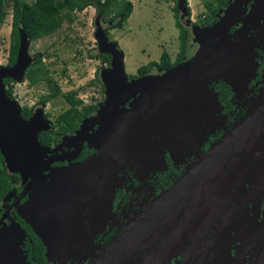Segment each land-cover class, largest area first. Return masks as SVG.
Returning a JSON list of instances; mask_svg holds the SVG:
<instances>
[{
    "label": "water",
    "instance_id": "95a60500",
    "mask_svg": "<svg viewBox=\"0 0 264 264\" xmlns=\"http://www.w3.org/2000/svg\"><path fill=\"white\" fill-rule=\"evenodd\" d=\"M241 1L231 0L213 24L201 26L190 18L187 0H176V11L180 21L189 25L192 39L197 43L196 50L188 58L160 72L130 78L124 70L123 51L116 41L108 39L99 21L100 13H97L94 36L98 51L110 55L109 65L102 67L99 73L105 99L98 104L94 114L81 120L74 133L62 136L54 147L41 143L38 138L41 130L51 127V122L44 116L43 103L24 118L15 98L5 91L3 78L22 80L27 66L36 58L35 54L28 53L30 38L19 28L14 62L0 64V153L6 170L18 173L22 190H31L18 212L48 249L65 241L67 236L92 235L83 228L101 224V217L109 212L121 168L134 170L147 166L158 157L161 159L163 150L170 148L169 143L174 139L169 134L178 132L188 136L202 118L218 110L216 92L209 84L222 79L233 88L236 84L233 77L242 66L244 50L227 32L239 12ZM186 78H190V82H185L190 83V89L183 83ZM186 101L187 109H183ZM179 111L186 112L181 114ZM96 123V128L88 132V128ZM76 135L80 138L73 149L48 156ZM84 139L95 151L80 161H71ZM228 142L226 152L236 146L232 136L222 137L194 166L187 168L151 201L150 212L164 214L163 221L150 218L140 222L133 218L128 228L103 246L87 264L149 262L165 240L161 236L179 226L169 216L182 214L188 207L191 212H197L206 198L209 200L214 195L217 181L228 173L223 170L217 174L221 164L218 160ZM63 159L68 162L52 164V161ZM39 191L45 197L41 202L44 212L41 216L35 213L38 220H33L24 209L40 203ZM203 196L206 198L202 200ZM149 235H156V239H144ZM10 246L8 239H0V264L9 260V254H14Z\"/></svg>",
    "mask_w": 264,
    "mask_h": 264
},
{
    "label": "flooded vegetation",
    "instance_id": "af4514ba",
    "mask_svg": "<svg viewBox=\"0 0 264 264\" xmlns=\"http://www.w3.org/2000/svg\"><path fill=\"white\" fill-rule=\"evenodd\" d=\"M230 2L225 0L213 14H204L201 20L192 21L201 26L211 25ZM187 9L190 14L188 5ZM176 14L179 17V13ZM227 32L244 50L243 68H239L238 83L233 88L222 79L209 84L218 100L216 116L202 118L186 141L178 132L169 134L174 139L169 143L170 148L163 150L161 159L158 157L147 166L134 170L121 168L109 212L101 217V224L83 228L92 235L74 238L77 244L71 250L59 248V245L48 249L31 224L18 212L31 192L30 189L22 190L23 183L19 178V187L14 186L15 189L0 200V239L10 241L14 253L10 255L15 264H87L111 239L126 230L133 218L140 222L150 218L163 221L164 214L150 212L153 207L151 201L187 168L194 166L215 142L228 135L235 139V145L245 140L242 138L251 130V126L245 128L248 122L245 118L250 112L253 115L259 106L264 108V0H242ZM189 47H192V52L187 55ZM196 48L197 43L193 47L186 38L181 60L191 56ZM154 68L155 71L149 73L162 71L156 66ZM99 102L82 99L81 106H96L84 117L94 114ZM30 107L32 112L36 106ZM79 126L80 123L76 129ZM96 126L97 123L92 125L88 132ZM76 129L66 134H72ZM60 140L59 135L57 142L48 145L54 147ZM77 141L67 143L65 140L56 152L48 156L70 151ZM94 151L84 139L71 161H80ZM247 154L231 174L232 182L221 194L209 200L206 198L199 212L169 216L179 226L168 235L161 236L165 240L158 247L156 264H264V128L254 135V139H249ZM67 162L66 159L55 160L52 164ZM86 240L92 242L86 243ZM91 245L95 247L89 252ZM5 264H10L9 260Z\"/></svg>",
    "mask_w": 264,
    "mask_h": 264
},
{
    "label": "rangeland",
    "instance_id": "374dc122",
    "mask_svg": "<svg viewBox=\"0 0 264 264\" xmlns=\"http://www.w3.org/2000/svg\"><path fill=\"white\" fill-rule=\"evenodd\" d=\"M131 2L132 10L123 26L110 28L107 35L108 39L116 41L118 47L123 51L124 70L128 76L136 73L138 66L146 64L150 60H158L164 49L169 52L171 59L179 51V27L175 22V12L177 11L173 7L176 1L131 0ZM187 3L190 18L194 22L201 20L204 14L210 15L202 0H187ZM7 9L8 13L0 24V64H6L10 42L11 16L9 6ZM97 13L99 12L93 6L75 10L70 23L63 22L52 33L30 40L28 53L42 57L63 91L78 89V95L84 101L89 99L99 100L100 104L105 99V92L104 86L102 88L103 84L99 73L102 67L108 65L93 56L98 52V43L94 36L96 29L94 20ZM178 19L180 21V16ZM115 20L116 18L112 20L105 19L101 13L99 15V21L103 26ZM180 22L187 29V42H191L194 47L196 41L192 39L189 26L182 21ZM191 52L192 47H189L186 53L188 55ZM244 69L246 71V66ZM150 71H155L154 66ZM236 76H238V73L233 77L234 83H238ZM11 84L14 98L20 107L24 105L38 106L43 103L44 116L51 123L55 121L56 115L68 106L67 101L60 95L41 101L40 96L49 91L44 83L29 86L26 79L23 78L20 81L11 82ZM213 111H215L213 114L203 119L215 117L217 110ZM59 135L62 138L65 134L59 133ZM181 137L183 141H186L189 135ZM76 237H79V235L65 239L56 246L59 245V248L71 250L77 244L75 241L77 239H74ZM58 240L61 239L58 238ZM85 242L91 243L92 240H86ZM94 247L95 245H91L89 252H92Z\"/></svg>",
    "mask_w": 264,
    "mask_h": 264
},
{
    "label": "trees",
    "instance_id": "16d2710c",
    "mask_svg": "<svg viewBox=\"0 0 264 264\" xmlns=\"http://www.w3.org/2000/svg\"><path fill=\"white\" fill-rule=\"evenodd\" d=\"M176 1V0H175ZM204 7L213 14L225 0H202ZM176 3V2H175ZM8 6L10 9V42L6 64H12L16 57L18 48V30L21 27L30 40L38 39L41 36L48 35L58 29L63 22H71L73 12L86 6H93L101 13L105 19L116 20L104 26L105 33L113 27H122L124 21L132 10L131 0H0V24L4 21ZM176 10V4H174ZM175 22L179 27V51L173 60L167 50H163L158 60H150L146 64L137 67L136 73L130 77L145 75L151 68L156 66L164 70L181 61L183 50L186 46V29L179 21L175 12ZM93 56L99 58L101 62L109 65L110 55L106 52H97ZM24 78L27 85L32 86L38 83H44L49 91L40 96L41 101L52 99L56 96H63L68 106L55 117L51 123V129L41 130L38 133L39 141L43 144H52L59 140V133L72 132L81 119L95 109V105L81 106L82 99L78 95V89H68L63 91L52 76L47 64L42 57L36 55L35 60L29 64L25 70ZM14 80L10 77H4L3 83L6 93L14 97L12 84ZM98 81V80H97ZM102 85V84H101ZM103 88V85H102ZM31 107L24 105L21 107V115L27 118L31 114ZM19 175L17 172H8L5 168L3 156L0 153V200L13 189L19 187Z\"/></svg>",
    "mask_w": 264,
    "mask_h": 264
},
{
    "label": "bare ground",
    "instance_id": "6f19581e",
    "mask_svg": "<svg viewBox=\"0 0 264 264\" xmlns=\"http://www.w3.org/2000/svg\"><path fill=\"white\" fill-rule=\"evenodd\" d=\"M189 79L190 78H186V80L183 82L187 89H190V83L185 84V82H188V81L190 82ZM187 106H188V101H186L185 107H183V109H187ZM185 112L186 111H179V113H181V114L185 113ZM263 120H264V108H263V105H261L258 107V109L255 111V113L253 115H251V112H250L247 115V117L245 118V122L248 121L245 128L248 126H251V130L249 132H247V134L244 138H242L245 140H241L232 150H229L227 152H226V150H227L229 142L227 143V146H225V148H224L225 150L223 151V155L218 160V163L220 162L221 164L219 166V169H218L219 172H217V174L218 175L221 174L222 173L221 171H223V170H228V173L225 177H222L217 181V184L215 185V188H214V195L212 197H216L218 194H221L222 191L224 190V188L227 186V184L232 182L230 179V176L234 172V170L243 163V157L248 156L247 153H248V149H249V139H254V135H257L258 133H260V129L264 128V126H263L264 121ZM79 138H80V136L76 135L70 139H67L66 141H67V143L75 142V141L79 140ZM44 190L46 192L49 191V189H44ZM206 192L204 193V196L207 194ZM204 196L201 198L202 200L206 198ZM37 197L40 198V203H38L36 205L31 204L30 206H28L24 209L25 212L28 215H30L33 220H38V217L35 215V213H37L39 216H41L42 213L44 212V208H42L41 202L43 200H45V197H42V193L40 191L37 193ZM36 200H37V198H36ZM201 208L197 212H199L201 210ZM187 212L188 213L191 212L189 207L183 213H187ZM151 235L145 237L144 239H147L148 237H150V239H156V235H153L152 237H151ZM157 260L158 259L156 258V253H155L154 257L152 259H150L149 262H146V264H156ZM9 262H10V264H15L11 255H10Z\"/></svg>",
    "mask_w": 264,
    "mask_h": 264
}]
</instances>
